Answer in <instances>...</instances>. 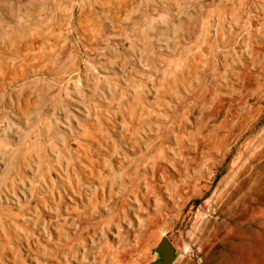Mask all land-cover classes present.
Here are the masks:
<instances>
[{"label": "rangeland", "instance_id": "1", "mask_svg": "<svg viewBox=\"0 0 264 264\" xmlns=\"http://www.w3.org/2000/svg\"><path fill=\"white\" fill-rule=\"evenodd\" d=\"M0 264H264V0H0Z\"/></svg>", "mask_w": 264, "mask_h": 264}, {"label": "bare ground", "instance_id": "2", "mask_svg": "<svg viewBox=\"0 0 264 264\" xmlns=\"http://www.w3.org/2000/svg\"><path fill=\"white\" fill-rule=\"evenodd\" d=\"M19 47H18V51L20 52V50L22 51V54H23V59H24V63L26 64V63H30V60L33 58V57H31V48H32V43L31 44H27L25 41L23 42V40H22V36L19 38ZM23 42V44H21ZM21 53V52H20ZM33 63H34V61H32ZM32 65V64H31ZM166 126V125H165ZM164 126V127H165ZM162 138H161V143H160V145H159V148H163L164 146H167V147H169V144L167 143V142H169V140H168V137H169V131H165L163 134H162V136H161ZM166 142V143H165ZM224 154L225 153H223V156L222 157H224ZM154 172V171H153ZM141 176L142 177H145L146 178V171H145V175L144 174H142L141 173ZM146 179H133V182L138 186L137 187V192H139L140 191V185H141V182H143V181H145ZM154 180V183H155V185L156 186H158L159 188H161V186L158 184V182H157V180L156 179H153ZM195 180H197V179H195ZM151 183H149V185H147V189L145 190V192H144V195L145 196H147L148 198H149V189H150V187H151ZM169 188H170V186H169ZM171 189V188H170ZM171 192H172V190H171ZM168 193L169 194H172V193H170L169 191H168ZM244 210H249V208H245ZM253 217H255L256 215H252Z\"/></svg>", "mask_w": 264, "mask_h": 264}]
</instances>
